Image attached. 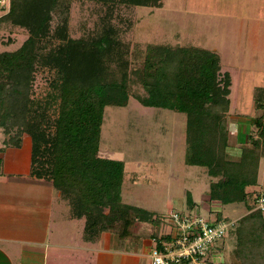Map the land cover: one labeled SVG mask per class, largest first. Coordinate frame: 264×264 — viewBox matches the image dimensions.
I'll use <instances>...</instances> for the list:
<instances>
[{
  "label": "trees",
  "instance_id": "1",
  "mask_svg": "<svg viewBox=\"0 0 264 264\" xmlns=\"http://www.w3.org/2000/svg\"><path fill=\"white\" fill-rule=\"evenodd\" d=\"M160 1L8 0L0 24L24 29L27 37L14 51L0 52L1 146L18 149L22 138L29 139L28 176L50 182L68 204L70 218L82 219V243L97 244L108 234L123 251L136 246L148 227L159 249L172 227L161 216L122 202L123 164L99 156L100 125L105 107H123L130 97L143 107L183 114L184 162L204 168L210 178L204 202L241 203L247 211L228 232L235 240L234 261L264 264V215L256 209L262 197L257 173L264 157V87L254 90L258 114L246 145L232 159L225 118L231 80L220 71L215 52L149 45L140 67L131 69L122 9L156 7ZM74 4L94 8L90 26H80L78 36L69 30ZM38 71L52 75L41 98L32 90ZM134 84L142 96L133 93ZM186 200L189 210L196 206Z\"/></svg>",
  "mask_w": 264,
  "mask_h": 264
},
{
  "label": "rangeland",
  "instance_id": "2",
  "mask_svg": "<svg viewBox=\"0 0 264 264\" xmlns=\"http://www.w3.org/2000/svg\"><path fill=\"white\" fill-rule=\"evenodd\" d=\"M4 9L0 10V15ZM93 9L90 4L72 5L69 30L73 36L81 33L80 26H90ZM122 19V41L128 46L132 70L140 67L149 45L197 47L218 55L220 71H226L231 80L225 116L226 152L235 159L246 145L245 138L253 129L251 124L258 114L253 108L254 90L264 87V0H161L156 7L122 9ZM26 37L24 29L1 23L0 52L14 51ZM51 77L46 71L35 73L33 96H44ZM132 90L138 96L144 94L138 84H134ZM2 139L0 131V146ZM24 141L26 139L21 145H25ZM98 152L103 158L123 164L122 202L151 211L166 222L170 211L180 214L191 210L187 198L196 205L194 208L200 216L208 220H214L217 213L221 220L234 222L247 213L241 203L221 206L204 202L210 178L204 168L184 162L183 114L143 107L132 97L123 107H105ZM6 177L20 179L15 189L20 192L21 207L27 213L31 206L32 214L31 219L19 220L11 232L25 234L28 227L35 222L44 223L45 216L49 215L56 223L54 231L49 230V233H53V241L60 247L47 248L44 264H150L146 253L150 247V228L142 230V239L136 246H126L123 251L117 250L111 236L109 246L106 245L107 237L96 245L82 243L78 233L82 219L70 218L68 204L50 182H39L20 173ZM257 182L258 193L264 197V157L259 161ZM27 184L38 187L30 191ZM5 191L8 193V189ZM47 197L50 198L46 205ZM5 227H9V223ZM43 231L38 228L36 234ZM169 231L166 228L165 232ZM215 246L217 252L209 264H237L233 258L235 240L231 234L227 233Z\"/></svg>",
  "mask_w": 264,
  "mask_h": 264
},
{
  "label": "crops",
  "instance_id": "3",
  "mask_svg": "<svg viewBox=\"0 0 264 264\" xmlns=\"http://www.w3.org/2000/svg\"><path fill=\"white\" fill-rule=\"evenodd\" d=\"M24 139H26V141H24L25 145H20L18 149L0 147V174H3L2 176L0 175V264H44L45 258L48 255L47 248L50 247L54 249L55 247H60V244L53 241V233H49V230L54 231V226L56 228V223L50 215L45 216L44 223L38 224L35 222L31 227H28L25 221L24 225L28 227V231L25 234L11 232V230L16 229L19 220L23 218L31 219L32 217L30 210L31 206L26 213L25 208L21 207L20 192L15 189L17 181L20 179L14 177L9 179L6 177L8 174L18 173L23 174L25 177H29V139L23 138L22 141ZM38 181L40 182V180ZM27 187L30 191H35L34 188L38 187V185L31 187L27 184ZM4 188L8 189V193ZM49 198L50 197H47L46 199V205L48 204L47 201ZM41 220L42 218L38 221ZM6 223H9V227L7 228L5 227ZM38 228L41 229V231L44 230L40 232V235L39 233L36 234V229ZM41 233L46 234L42 236ZM110 236L111 235L103 234L98 243ZM110 239L111 238L107 239L106 242L108 246L110 245ZM147 252L148 250L146 253Z\"/></svg>",
  "mask_w": 264,
  "mask_h": 264
},
{
  "label": "built area",
  "instance_id": "4",
  "mask_svg": "<svg viewBox=\"0 0 264 264\" xmlns=\"http://www.w3.org/2000/svg\"><path fill=\"white\" fill-rule=\"evenodd\" d=\"M8 0H0V9L6 8ZM256 209L264 213V197L256 202ZM168 222L172 230L170 238L155 247V240H149L147 256L150 264H209L214 260L216 243L223 240L230 231L232 221L208 220L200 216L197 208L185 213L169 212Z\"/></svg>",
  "mask_w": 264,
  "mask_h": 264
}]
</instances>
